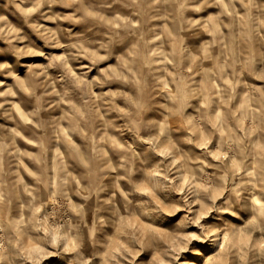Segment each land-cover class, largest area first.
<instances>
[{
    "label": "clouds",
    "instance_id": "1",
    "mask_svg": "<svg viewBox=\"0 0 264 264\" xmlns=\"http://www.w3.org/2000/svg\"><path fill=\"white\" fill-rule=\"evenodd\" d=\"M0 264H264V0H0Z\"/></svg>",
    "mask_w": 264,
    "mask_h": 264
}]
</instances>
